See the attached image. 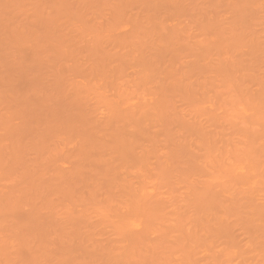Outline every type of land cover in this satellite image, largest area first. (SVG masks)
Returning <instances> with one entry per match:
<instances>
[{
	"label": "rangeland",
	"instance_id": "374dc122",
	"mask_svg": "<svg viewBox=\"0 0 264 264\" xmlns=\"http://www.w3.org/2000/svg\"><path fill=\"white\" fill-rule=\"evenodd\" d=\"M0 27V264H264V0H0Z\"/></svg>",
	"mask_w": 264,
	"mask_h": 264
},
{
	"label": "bare ground",
	"instance_id": "6f19581e",
	"mask_svg": "<svg viewBox=\"0 0 264 264\" xmlns=\"http://www.w3.org/2000/svg\"><path fill=\"white\" fill-rule=\"evenodd\" d=\"M207 8H208V7H207ZM203 9H204V8H203ZM207 10H208V9H207ZM205 11H206V9H205ZM6 23H8V22H6ZM0 29H1V27H0ZM7 29H8V28H7ZM3 38H4V37H3ZM7 38H8V37H7ZM0 39H1V38H0ZM2 40H3V39H2ZM20 41H21V40H20ZM25 42H26V41H25ZM104 47H105V46H104ZM113 47H114V46H113ZM104 50L106 51V49H104ZM104 50H103V52H104ZM96 51L98 52L99 50H96ZM107 51H108V50H107ZM12 53H13V52H12ZM47 53H48V52H47ZM47 53H46L45 55H47ZM101 53H102V52H101ZM95 54H97V53H95ZM102 54H103V53H102ZM102 54H101V55H102ZM106 54H107V53H106ZM98 55H100V53H98ZM43 56H44V55H43ZM43 56H41V59H39V60H41V62H42V57H43ZM47 56H48V55H47ZM47 56H46V57H47ZM46 57H45V58H46ZM45 58H44V59H45ZM44 59H43V60H44ZM46 59H47V58H46ZM39 60H38V61H39ZM46 61H47V60H46ZM48 61H50V60H48ZM48 61H47V63H48ZM41 62H40V65H41ZM50 63H51V62H50ZM43 64H44L43 67L45 68L44 70L47 71L46 68H48V67H45V66H49V65H48L49 63H48L47 65H45V63H42V65H43ZM16 65H17V64H16ZM32 65H34V64L32 63ZM49 67H50V66H49ZM50 68H51V67H50ZM55 68H57V67H55ZM41 69H42V68H41ZM52 69H53V68H52ZM48 70H49V71H55L54 69L51 70V69H49V68H48ZM56 70H57V69H56ZM54 73H55V72H54ZM54 73H53V74H54ZM48 74H49V73H48ZM55 74H56V73H55ZM66 101H67V100H66ZM56 102H57V101H56ZM58 102H59V101H58ZM61 103H62V102H61ZM58 104H60V103H57V105H58ZM65 104H67V103H65ZM61 105H62V104H61ZM61 105H60V109L63 107V105H62V107H61ZM64 106H65V105H64ZM48 107H49V106H48ZM70 108H71V107H70ZM46 109H47V108H46ZM66 109H68L67 106H66ZM43 110H44V109H43ZM62 110H63V109H62ZM62 110H59V112L62 111ZM45 111H47V110H45ZM134 111H135V110H134ZM138 111H139V110H138ZM150 111H152V110H150ZM64 112H65V114H66L67 111L64 110ZM64 112H63V114H64ZM130 112H131V111H130ZM130 112H129V113H130ZM140 112H141V111H140ZM44 113H45V112H44ZM44 113H43V114H44ZM60 113H62V112H60ZM132 113H133V111H132L130 114H132ZM149 113H150V112H149ZM149 113H147V114H149ZM152 113H153V112H152ZM63 114H62V117H63ZM71 114H72V113H71ZM138 114H139V113H138ZM143 114H144V113H143ZM59 115H60V114H58V116H59ZM68 115H69V113H68ZM127 115H129V114L127 113ZM65 116H66V115H65ZM71 116H72V115H70L69 117L71 118ZM125 116H126V114H125ZM59 117H60V116H59ZM66 117H68V116H66ZM66 117H65V120L67 121ZM69 117H68V118H69ZM126 117H127V120H130V118H132V117H134V116H133V115H130V118H129V116H126ZM92 118H94V117H92ZM92 118H91V119H92ZM95 119H96V118H95ZM132 119H134V118H132ZM132 119H131L130 121H133ZM65 120H63V121L65 122ZM69 120H70V119H69ZM69 120H68V121H69ZM93 121H94V119H93ZM93 121H91V126H92ZM98 121H99V120H98ZM67 124H68V122H67ZM95 124L97 125V123H95ZM99 124H100V122H99ZM59 125H60V124H59ZM96 125H95V126H96ZM101 125H102V124H101ZM38 126H39V125H38ZM65 126H66V125H65ZM80 126H81V125H80ZM98 126H99V125H98ZM103 126H105V125L103 124ZM22 127H23V126H22ZM67 127H68V125H67ZM82 127H84L83 123H82ZM82 127H80L79 129H81ZM96 127H97V126H96ZM101 127H102V126H101ZM101 127H100V128H101ZM24 128H25V129H23L22 131L26 130V126H25ZM91 128H92V127H91ZM98 128H99V127H98ZM98 128H95V129L97 130ZM100 128H99V129H100ZM104 128H106V127H104ZM19 129L21 130V127H20ZM61 129H62V128H61ZM55 130H56V129H55ZM57 130L59 131V129H57ZM57 130H56V132H57ZM65 130H66V129H63L62 131H65ZM100 130H101V129H100ZM104 130H105V129H104ZM53 131H54V130H53ZM62 131L59 132V133L63 134ZM66 131H68V129H67ZM66 131H65L64 136H63L64 138H65V135L68 133V132H66ZM78 131H79V130H78ZM26 132H27V131L24 132V135H26ZM56 132L54 131V133H56ZM82 132H83V131H82ZM102 132H103V131H102ZM104 132H105V131H104ZM20 133H21V132H20ZM29 133H30V132H29ZM31 133H33V132L31 131ZM54 133H53V134H54ZM80 133H81V131H80ZM90 133H91V132H90ZM14 134H15V133H14ZM27 134H28V132H27ZM39 134H40V133H39ZM39 134H37V135H39ZM61 134H59V135H61ZM82 134H83V133H82ZM82 134H81V135H82ZM91 134H92V133H91ZM91 134H89V137H90ZM95 134H96V133H95ZM97 134H98V133H97ZM99 134H101V133H99ZM99 134H98V135H99ZM104 134H106V133H104ZM40 135H41V134H40ZM84 135H86V134H84ZM18 136H19V135H18ZM20 136H21V135H20ZM86 136L88 137V134H87ZM59 137H60V136H59ZM61 137H62V136H61ZM63 137H62V138H63ZM82 137L84 138L85 136H82ZM89 137H88V138H89ZM92 137H95V136L92 134ZM92 137H91V138H92ZM66 138H67V137H66ZM91 138H89L88 140H89V141H90V140L92 141ZM97 138H99V136H97ZM97 138H96V139H97ZM101 138H102V137H101ZM103 138H104V137H103ZM93 139H94V138H93ZM103 140H104V139H103ZM63 141H64V139H63ZM91 141H90V142H91ZM101 141H102V140H101ZM67 142H68V140H67ZM67 142H66V143H67ZM92 142H94V143H96V144L99 143V142L97 143V140H96V141H92ZM62 143H64V142H62ZM101 143H102V142H101ZM101 143H99V146L102 145ZM104 143L106 144V142H104ZM105 144H104V146L107 147V144H106V145H105ZM55 146H57V145H55ZM94 146L97 147L98 145H95V144H94ZM101 147H102V146H101ZM108 147H109V146H108ZM57 148H58V147H57ZM57 148H55V149H57ZM99 149H100V147H99ZM107 149H108V148H107ZM84 150H85V149H84ZM87 150H88V149H87ZM109 150H110V149H108V151H109ZM104 151L106 152V149H105V148H104ZM85 152H88V151L85 150ZM85 152H84V153H85ZM99 152H100V151H99ZM53 153H54V152H53ZM53 153H52V154H53ZM93 154H94V153H93ZM61 155H62V154H61ZM101 155H102V154H101ZM56 156H57V155H56ZM63 156H64V155H63ZM69 156L71 157L72 155H69ZM93 156H94V155H93ZM93 156H92V157H93ZM58 157H59V156H58ZM90 157H91V156H90ZM100 157H101V156H100ZM71 158H72V157H71ZM79 158L82 159V157H79ZM79 158L77 159V161L79 160ZM84 158L87 159L86 157H84ZM103 158H104V156H103ZM174 159H175V158H174ZM73 160H74V159H73ZM83 160H84V159H83ZM92 160H93V159H92ZM94 160H95V159H94ZM94 160H93V161H94ZM75 161H76V160H75ZM81 161H82V160H81ZM81 161L79 162V163H80V166H83V165L81 164ZM86 161H87V160H86ZM88 161H91V160H89V157H88ZM88 161H87V162H88ZM87 162H86V163H87ZM91 162H92V161H91ZM74 164H78V163L74 162ZM84 164H85V163H84ZM88 164H89V162H88ZM88 164H85V165H88ZM94 164H98V161L95 162V163L93 162V165H94ZM78 165H79V164H78ZM78 165H76V166H78ZM90 165H91V164H90ZM99 167H100V166H99ZM73 168H74V167H73ZM83 168H85V171H86L87 167H84V166H83ZM96 168H98L97 165H96ZM58 169H61V168H58ZM62 169H63V168H62ZM77 169H78V167H77ZM92 169H93V168H92ZM65 170H66V169H65ZM72 170H74V169L71 168V171H72ZM95 170H96V169H95ZM97 170H98V169H97ZM41 171H43V170H41ZM55 171H56V173H57V177H58V175L60 174L59 172H61V170H60V171L58 170V171H59V172H58L57 169H56ZM69 171H70V170H68V171H66V172H69ZM74 171H76V170H74ZM74 171H73V173H74ZM89 171H91L90 168H89ZM89 171H86V172L88 173ZM101 171H102V170H101ZM63 172L65 173V171H63ZM79 172H80V170H79ZM69 173H72V172H69ZM75 173H76V172H75ZM77 173H78V170H77ZM96 173H97V172H96ZM102 173H103V172H102ZM40 174H41V173H40ZM44 174H45V173H44ZM54 174H55V172H54ZM42 175H43V174H42ZM46 175H47V174H46ZM49 175H51V174H49ZM49 175H47V176H49ZM52 175H53V174H52ZM60 175L62 176L63 174H60ZM66 175H68V174H66ZM66 175H65V176L63 175L62 178H68V177H70V176L67 177ZM77 175H78V174H77ZM79 175H80V174H79ZM93 175H94V171H93ZM97 175H98V174H96V177H99V176H97ZM103 175H104V173H103ZM54 176H55V175H54ZM72 176L74 177V175H72ZM72 176H71V177H72ZM86 176H88V175H86ZM89 176H90V175H89ZM89 176H88V177H89ZM39 177H40V176H39ZM51 177H52V176H51ZM51 177H50V178H51ZM55 177H56V176H55ZM75 177H76V176H75ZM75 177H74V178H75ZM80 177H82V176H80ZM100 177H102V176H100ZM35 178L37 179V176H36ZM40 178H41V177H40ZM44 178H45V177H44ZM48 178H49V177H48ZM48 178H46V179H48ZM89 178H90V177H89ZM102 178H103V177H102ZM55 179H56V178H55ZM55 179L53 178L52 181L55 180ZM81 179H82V178H81ZM81 179H80V180H81ZM86 179H88V178H86ZM86 179H85V180H86ZM43 180H44V179H43ZM48 180H49V179H48ZM63 180H64L63 182H65L66 179H63ZM85 180H83V181H85ZM93 180H94V179H93ZM50 181H51V180H50ZM50 181H48V182H50ZM57 181H58V184H59V182H60L59 179H58ZM66 181L68 182L69 180L67 179ZM70 181H71V180H70ZM73 181H74V180H73ZM46 182H47V181H46ZM74 182H76V181H74ZM38 183H39V181H38ZM55 183H57V182H55ZM61 183H62V181H61ZM61 183H60V184H61ZM70 183H71V184H70ZM70 183H69V182L66 183L67 185H65L64 183H63V184H64L66 187H68V184H69V186L71 185V187H72V184H73V187L75 186V184L77 185V183H72V181H71ZM88 183H89V182L87 181V184H88ZM92 183H93V182H92ZM33 184H34V183H32V185H33ZM52 184H54V183H52ZM35 185H36V184H35ZM46 185H47L48 189L52 190L51 187L49 188V186H50L51 184H50L49 186H48V184H45L44 186H46ZM39 186H40V185H39ZM57 186H58V185H57ZM34 187H35V186H34ZM41 187H42V189H43V186H41ZM52 187H53V186H52ZM75 187H77V186H75ZM39 188H40V187H38V189H39ZM44 188H46V187H44ZM35 189L37 190V188H35ZM42 189H41V190H42ZM48 189H47V190H48ZM32 190H33V187H32ZM36 190H35V191H36ZM39 190H40V189H39ZM43 190H44V189H43ZM43 190H42V191H43ZM47 190H46V191H47ZM53 190H56L55 187H54ZM23 191H24V190H23ZM35 191H34V192H35ZM42 191H41V192H42ZM44 192H45V191H44ZM44 192H43V193H44ZM49 192H50V191H49ZM36 193L38 194V192H36ZM36 193H35V194H36ZM45 193H46V192H45ZM37 194H36V195H37ZM17 195H18V193H17ZM19 195H20V194H19ZM19 195H18V196H19ZM40 195L42 196V193L39 194V196H40ZM22 196H23V195H22ZM22 196H21V197H22ZM34 196H35V195H34ZM21 197H18V198L20 199ZM42 197H43V196H42ZM42 197H41V198H42ZM27 198L29 199V197H27ZM27 198H26V199H27ZM30 198H32V197L30 196ZM33 198H34V197H33ZM36 198H37V199H40V198H38L37 196H35V199H36ZM15 199H16V198H15ZM22 199H23V197H22ZM26 199H24V200H26ZM0 202H1V201H0ZM25 202H26V201H25ZM31 202H33V200H32ZM12 203H15V202H12ZM12 203H11V204H12ZM2 204H3V203H2ZM13 207H15V204H14ZM13 207H12V208H13ZM16 208H17V206H16ZM1 209H2V208H0V211H1ZM4 210H5V209H4ZM4 210H3L2 213H4ZM11 210H12V209H11ZM5 211H6V210H5ZM14 212L17 213V210L14 211ZM98 212L100 213V211H98ZM2 213H0V215H1ZM26 213H28V212H26ZM43 214H44V213H43ZM49 214H51V213H49ZM66 214H67V212H66ZM68 214H69V212H68ZM102 214H103V212H102ZM5 215H7V211H6V214L4 213V216H5ZM15 215H16V214H15ZM41 215H42V214H41ZM55 215H56V214H55ZM4 216H3V217H4ZM49 216H50V215H49ZM51 216H52V214H51ZM63 216H64V215H63ZM65 216H67V215H65ZM65 216H64V217H65ZM53 217H54V216H53ZM53 217H51V218H53ZM56 217H57V216H56ZM30 218H31V217H30ZM82 218H83V217H81V219H82ZM84 218H85V217H84ZM2 219H3V218H2ZM55 220H56V218H55ZM55 220H54V221H55ZM69 220H70V219H69ZM85 220H86V219H85ZM69 222H70V221H69ZM69 222H68V221L66 222V223H67L66 228H67V226H70V225H69ZM71 222H72V221H71ZM71 222H70V223H71ZM72 224H73V223H72ZM72 224H71V225H72ZM30 225H31V224H30ZM62 225H63V224H62ZM62 225H61V228H64L65 225H64L63 227H62ZM35 226H36V225H35ZM35 226H34V227H35ZM11 228H14V227L12 226ZM28 228L30 229V227H28ZM48 229H51V228L48 227ZM27 230H28V229H27ZM27 230H25V231L27 232ZM31 230H32V229H31ZM42 231H47V230H42ZM42 231H41V232H42ZM23 232H24V231H23ZM33 232H35V231L32 230V233L29 231V233H27L26 235H28V234H30V233L33 234ZM48 232H49V231H48ZM48 232H47V233H48ZM44 233H46V232H44ZM44 233L42 232V233H40V234L44 235ZM49 233H50V232H49ZM49 233H48V234H49ZM67 233H68V232H67ZM34 234H36V233H34ZM48 234H47V235H48ZM71 234H72V233H71ZM37 235H38V239H39V236H40V235H39L38 233H37ZM188 235H189V234H188ZM41 237H42V236H41ZM45 237H46V236H43L42 238L44 239ZM36 239H37V237H36ZM40 239H41V238H40ZM179 248L182 249L183 247H182V248L179 247ZM44 253H45V252H44ZM44 253H43V254H44ZM47 253H48V252H47ZM47 253H46V254H47ZM186 253H188V252H186ZM39 254H40V253H39ZM127 254H128V253H127ZM41 255H42V254H40L39 256L37 255V259L34 258L35 261H36V260L38 261V259L41 257ZM32 256H33V255H32ZM43 256H44V255H43ZM6 257H7V256H6ZM44 257H45V256H44ZM46 257H47V256H46ZM118 257H120V256H118ZM125 257L128 258L129 256H128V257L125 256ZM32 258H33V257H32ZM42 258H43V257H42ZM47 258H48V257H47ZM112 259H113V258H112ZM48 260H51V259H48ZM35 261H34V263H35ZM39 261H40V260H39ZM39 261H38V262H39ZM41 261H42V260H41ZM41 261H40V262H41ZM117 261L121 262L119 259H117ZM121 263H123V262H121ZM30 264H31V263H30ZM39 264H40V263H39ZM115 264H117V262H115Z\"/></svg>",
	"mask_w": 264,
	"mask_h": 264
}]
</instances>
